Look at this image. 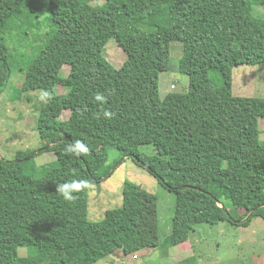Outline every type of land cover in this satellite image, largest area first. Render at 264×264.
<instances>
[{"label": "trees", "instance_id": "16d2710c", "mask_svg": "<svg viewBox=\"0 0 264 264\" xmlns=\"http://www.w3.org/2000/svg\"><path fill=\"white\" fill-rule=\"evenodd\" d=\"M258 4L264 0H49L55 31L44 43L31 44L32 55L21 51L15 66L3 36L21 13L27 37L40 40L42 8L39 0H0V93L20 72L25 79L19 94L50 95L36 131L45 142L40 153L57 157L38 169L35 150L19 151L14 160L0 156V264H96L116 253L135 254L146 242L158 248L153 207L146 224L152 233L142 237V199L130 180L123 184L122 206L108 209L103 220L92 221L79 210L89 185L115 171L120 160L108 164L112 150L175 192L167 239L173 247L188 241L198 224L246 227L254 218L264 220V99L233 94L234 69L264 63V19L254 15ZM112 38L127 54L121 68L105 54ZM174 41L184 46L180 73L191 75L200 56L211 92L161 96L160 75L170 69ZM64 66L71 68L67 77L61 75ZM59 85L68 92L60 94ZM96 94L105 99L96 101ZM208 102L212 106L204 107ZM178 105L195 123L209 126L187 137L168 112ZM65 111L71 115L62 120ZM105 111L114 118L106 119ZM83 137L103 143L102 149L95 151ZM73 140L83 141L89 152L69 153ZM144 145L156 152H142ZM74 179L89 185L65 201L57 185ZM22 246L35 247L37 256L22 257Z\"/></svg>", "mask_w": 264, "mask_h": 264}, {"label": "rangeland", "instance_id": "374dc122", "mask_svg": "<svg viewBox=\"0 0 264 264\" xmlns=\"http://www.w3.org/2000/svg\"><path fill=\"white\" fill-rule=\"evenodd\" d=\"M39 5L42 8V16L39 21L40 29H38L40 40H36L32 35L27 37V24L21 13L18 14L15 22L3 36L9 44L15 66L18 65V54L21 51L32 55L35 49L31 44L44 43L56 29L50 19L49 0H39ZM254 15L264 19V5H255ZM105 54L116 68H121L127 60V54L120 48L115 38H112L107 44ZM183 54V43L172 42L170 69L160 75L162 97L170 92L208 93L212 91L213 82L207 76L205 66L201 64L204 63V59L200 56L196 57L191 75L180 73L179 67ZM70 70L69 66H64L61 71L62 77H67ZM24 79V74L16 72L6 91L0 93V156L6 160H14L19 151L35 150L34 154L37 153L35 162L40 169L57 160L53 152L38 153L45 147V142L41 140L36 131V120L41 107L46 104L47 98L41 99L43 91L19 94L17 89L23 85ZM172 85H175L176 88H173ZM12 87H16V89L13 90ZM58 90L60 94L68 92V88L63 85H59ZM233 94L238 97L264 99V63L256 66H237L233 74ZM203 106H212V103L208 102ZM168 112L189 138H193L201 130V127L209 126L208 123L201 125L195 123L183 105L170 108ZM70 115V111H65L61 119L67 120ZM260 129L264 130V120H260ZM83 138L90 142L95 151L102 149L103 143L87 137ZM261 139L264 140V133L261 135ZM227 143L231 145L230 141ZM140 149L144 153L156 152L153 145H144ZM117 160L120 161L116 166L114 165L112 172L115 171L112 176L100 184L89 185L88 194L81 197L79 210L88 215L92 221L103 220L108 209L122 206L123 184L126 180H130L140 186L139 195L144 207V217L140 228L142 237L146 235L145 233H152L151 228L146 227V224L151 206L149 203L151 194L155 198L153 201L156 210L154 212V224L156 225L154 232L158 236L161 246L154 249H143L141 255L137 252L138 254H132L130 257L116 253L96 264H251L253 256H258L263 252L264 241L261 242V239H264V220L262 218H254L249 226L243 228L234 227L229 223L198 224L189 240L174 248L169 242L167 243V239L172 234L177 198L175 192L160 184L148 170L134 160L122 157L120 152L112 150L108 164L113 165ZM121 161L124 162L119 165ZM226 203L227 206H230L228 198H226ZM224 229L229 230L225 232ZM239 241L242 244H239ZM20 255L34 258L37 256V250L35 247L22 246ZM133 255H137L138 259L134 260Z\"/></svg>", "mask_w": 264, "mask_h": 264}, {"label": "clouds", "instance_id": "9594fccd", "mask_svg": "<svg viewBox=\"0 0 264 264\" xmlns=\"http://www.w3.org/2000/svg\"><path fill=\"white\" fill-rule=\"evenodd\" d=\"M49 98L50 95L48 93H44L41 99ZM105 97L101 94H96V101H103ZM106 119H113L115 114L110 111H105L103 113ZM67 151L72 155L79 157L81 155H85L89 152V147L83 141L73 140L67 148ZM89 182L87 180H71L62 184L57 185V193H59L65 201H73L77 199V194L87 188Z\"/></svg>", "mask_w": 264, "mask_h": 264}, {"label": "crops", "instance_id": "0c3cea01", "mask_svg": "<svg viewBox=\"0 0 264 264\" xmlns=\"http://www.w3.org/2000/svg\"><path fill=\"white\" fill-rule=\"evenodd\" d=\"M139 186V185H138ZM139 190H140V186H139ZM154 197H153V195L151 194V196H150V204L152 205V207H153V209H151V211L152 210H154V212L156 211L155 210V208H154V205H153V201H154ZM142 208H143V216H144V207L142 206ZM148 213H149V211H148ZM149 216H153L152 215V212H150V214H149ZM234 227H236V226H234ZM237 228H243V227H237ZM231 229V228H230ZM225 230V232L227 231V230H229V229H224ZM224 233V232H223ZM158 237V236H157ZM144 241H147L146 239H143ZM262 241H264V239H261V242ZM239 244H242L240 241H239ZM144 245H147V247H145ZM181 245V244H180ZM153 246L154 245H149L147 242L145 243V244H143V245H141V249L138 251V253L141 255V252H142V250L143 249H154L153 248ZM160 246V241H158V239L156 238V247H159ZM179 246V245H178ZM178 246H175L174 248H176V247H178ZM263 252L261 253V254H258V256H253V258H252V263L251 264H263L264 263V250H262ZM261 252V251H260ZM137 253V254H138ZM128 257H130V256H128Z\"/></svg>", "mask_w": 264, "mask_h": 264}, {"label": "built area", "instance_id": "2783aa9c", "mask_svg": "<svg viewBox=\"0 0 264 264\" xmlns=\"http://www.w3.org/2000/svg\"><path fill=\"white\" fill-rule=\"evenodd\" d=\"M172 87L175 88L176 86L175 85H172ZM133 259L134 260H137L138 259L137 255H133Z\"/></svg>", "mask_w": 264, "mask_h": 264}, {"label": "water", "instance_id": "95a60500", "mask_svg": "<svg viewBox=\"0 0 264 264\" xmlns=\"http://www.w3.org/2000/svg\"><path fill=\"white\" fill-rule=\"evenodd\" d=\"M50 146H52V145H50ZM40 152H41V151H39L38 153H40ZM36 154H37V153H36ZM36 154H35V155H36ZM252 214H253V212L247 217V219H249V218L251 217ZM247 219H246V220H247Z\"/></svg>", "mask_w": 264, "mask_h": 264}]
</instances>
